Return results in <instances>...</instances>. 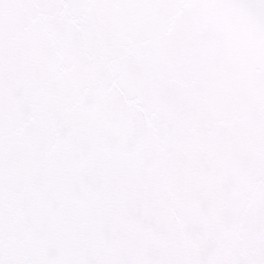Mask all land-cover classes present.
<instances>
[{
  "label": "snow or ice",
  "instance_id": "6c2138e0",
  "mask_svg": "<svg viewBox=\"0 0 264 264\" xmlns=\"http://www.w3.org/2000/svg\"><path fill=\"white\" fill-rule=\"evenodd\" d=\"M0 264H264V0H0Z\"/></svg>",
  "mask_w": 264,
  "mask_h": 264
}]
</instances>
